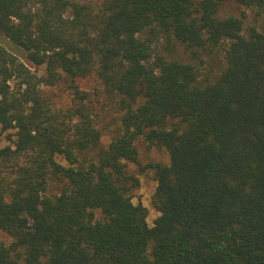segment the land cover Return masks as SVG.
I'll list each match as a JSON object with an SVG mask.
<instances>
[{
    "label": "trees",
    "instance_id": "1",
    "mask_svg": "<svg viewBox=\"0 0 264 264\" xmlns=\"http://www.w3.org/2000/svg\"><path fill=\"white\" fill-rule=\"evenodd\" d=\"M228 2L264 15V0H0V264H264V32L222 17ZM92 76L117 103L108 144L77 85ZM141 139L171 159L150 166L153 226L133 202Z\"/></svg>",
    "mask_w": 264,
    "mask_h": 264
},
{
    "label": "rangeland",
    "instance_id": "2",
    "mask_svg": "<svg viewBox=\"0 0 264 264\" xmlns=\"http://www.w3.org/2000/svg\"><path fill=\"white\" fill-rule=\"evenodd\" d=\"M76 3L92 4L98 6L101 0H71ZM199 2L200 0H194ZM222 17L234 16L237 18H244L245 27L244 35L247 36L250 28H257L260 32H264V15L260 14L257 9H248L236 2L225 3L221 9ZM0 41L2 39L0 38ZM166 43L164 41L160 44V51L169 54L165 48ZM172 58L177 59L182 63L195 64L198 67H202V64L192 58L186 52V49L181 44H176V48L172 51ZM218 60H206L203 65V72L205 77H214L219 72ZM33 71L36 72L40 77L45 76L44 69H36L33 66ZM77 85L84 91L89 92L94 100V107L96 114L99 116L98 128L103 130L104 137L103 142L108 144L111 142L115 135V130L118 125V108L117 103L113 98H110L105 88L96 76L89 77L84 80H78ZM66 85H62L58 89L51 90L49 94L56 96L59 102H65L69 94L65 91ZM1 130V126H0ZM7 134L3 136L2 146L9 144L6 139ZM137 148L139 151V166H132L131 169L140 178V186L133 192V202L138 205L141 204L148 210V223L153 226L154 222L160 216V213L154 205V195L157 188V181L154 170L150 167L153 164L161 163L169 165L171 162L169 153L164 149L150 148L147 143L141 139L137 142ZM14 239L6 232L0 229V243L5 245H11Z\"/></svg>",
    "mask_w": 264,
    "mask_h": 264
}]
</instances>
